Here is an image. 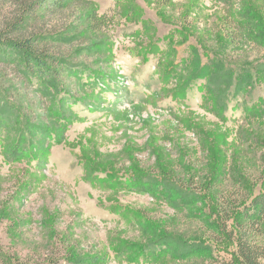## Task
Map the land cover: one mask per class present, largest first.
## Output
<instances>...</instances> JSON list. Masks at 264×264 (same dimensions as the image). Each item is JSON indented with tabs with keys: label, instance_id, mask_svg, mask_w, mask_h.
<instances>
[{
	"label": "rangeland",
	"instance_id": "1",
	"mask_svg": "<svg viewBox=\"0 0 264 264\" xmlns=\"http://www.w3.org/2000/svg\"><path fill=\"white\" fill-rule=\"evenodd\" d=\"M80 1L23 25L61 75L0 53V264L228 261L218 217L264 191V0Z\"/></svg>",
	"mask_w": 264,
	"mask_h": 264
},
{
	"label": "trees",
	"instance_id": "2",
	"mask_svg": "<svg viewBox=\"0 0 264 264\" xmlns=\"http://www.w3.org/2000/svg\"><path fill=\"white\" fill-rule=\"evenodd\" d=\"M70 1L34 0L30 7H25L21 11L22 14L15 23L7 25L5 30L0 31V53L21 54L25 70L29 73L42 77L51 74L61 75L65 70L62 68V60L65 57V52L61 50L63 39L43 33H33L26 37L23 34V25H27L31 13L37 15V13L63 10ZM89 21L93 25L102 22L95 15L90 16ZM1 60L7 61V58ZM7 63L12 62L7 61ZM243 202H248V205L227 215L226 219L233 222L231 227L218 217L216 226L220 233L234 244L235 249L230 253L228 261H217L216 264H264V244L259 241L263 234L261 223L264 221V191L251 200L248 197L244 198Z\"/></svg>",
	"mask_w": 264,
	"mask_h": 264
}]
</instances>
